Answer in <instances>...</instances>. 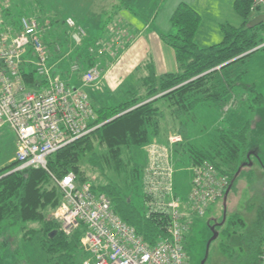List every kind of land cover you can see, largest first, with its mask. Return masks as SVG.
<instances>
[{"label": "trees", "instance_id": "trees-1", "mask_svg": "<svg viewBox=\"0 0 264 264\" xmlns=\"http://www.w3.org/2000/svg\"><path fill=\"white\" fill-rule=\"evenodd\" d=\"M254 1L235 0L234 7L243 24L239 27L223 25V41L206 48L195 42L201 25L200 14L189 4L180 3L170 20L176 32L161 35L175 51L178 72L157 75L153 64L148 62L145 66L147 74L140 78L138 86L128 91L130 98L115 106L95 108V124L101 125L50 155L48 170L29 167L15 171L18 166L16 161L1 170L0 224L6 221V227H19L28 242L42 236L39 246L48 264H76L79 253L86 256L81 244L84 229L80 228L70 236L65 235L61 223L50 213L62 200V191L55 178L74 173L79 181L88 179L83 177L81 169L86 158L106 182L94 183L95 191L110 199L114 211L134 227L148 245H155L159 238L167 235L171 218L162 212L148 213L146 206L140 209L132 201L130 189L143 183V174L133 153L135 148H143L153 141L166 143L168 134H165L164 124L170 121L171 129L183 138L182 142L173 146V155L183 153L188 159L186 164H209L221 174L228 175L232 183L230 193L242 178L246 179L247 192L252 195L243 209L252 213L253 219L247 225L239 213L229 218L230 222L239 218V226L244 228L241 242L235 241L230 245H239L241 251L260 261L264 243L262 185L256 182L255 174L250 171L237 174L249 151L259 144L252 134V127L247 123L240 128L216 129L206 151H199L188 133L189 126L195 122L197 107L209 105L223 109L233 96L244 71L235 69L232 72L231 66L244 63L253 53L264 49V23L248 26L251 10L260 9ZM258 47L256 51L242 56ZM86 61L90 62L88 68L94 66L92 58L88 57ZM229 61L232 62L216 70ZM21 71L26 85L30 87L46 83L36 75L35 70L26 72L22 67ZM156 96L159 97L148 101ZM254 102L261 104L264 97L257 94ZM100 170H107L106 174L112 175L105 176ZM28 224H36L37 228ZM225 232L226 228L223 234ZM221 246L228 251L229 246L222 243Z\"/></svg>", "mask_w": 264, "mask_h": 264}, {"label": "rangeland", "instance_id": "rangeland-1", "mask_svg": "<svg viewBox=\"0 0 264 264\" xmlns=\"http://www.w3.org/2000/svg\"><path fill=\"white\" fill-rule=\"evenodd\" d=\"M124 1H129L128 7ZM226 1L229 0L222 3L223 12L218 15L210 11L209 6L203 11L205 25L195 37V42L201 48L223 41L224 34L220 30V24H223V21L229 23L233 21L228 17L229 3ZM180 2L198 8L197 11L202 9L199 8L201 0H0V19L9 23L14 29L21 17L36 18L41 38L48 48L54 49L61 46V55L64 54L66 64L70 66L75 63L86 64L87 57H90L95 66L107 70L114 66L116 58L122 54V49L132 42L134 33L137 31L135 28L142 27L144 23L149 22V19H153L151 27L163 35L175 33L176 29L173 28L170 20ZM119 6H123V9L119 10V13H114ZM258 8L264 10L262 5ZM69 19L74 21L76 27L68 24ZM101 22L103 26L99 28L93 26V23ZM78 29H82L84 33L81 34ZM76 35L79 36V40L76 39ZM143 55L138 56L137 59L141 61ZM150 61L152 63V60ZM143 64L136 69L133 68L132 74V69L127 67V73L117 75L115 82L110 86L104 84L102 89L97 90L92 85L85 86L86 92L92 93L94 97V101L93 99L91 101L94 107L97 109L105 105L115 106L128 100L130 98L128 91L138 86L139 78L146 74ZM231 67H233L230 69L232 72L235 69L244 71L240 85L234 89L233 96L223 109L209 105L197 107L194 111L195 122L189 126L188 133L192 144L199 151H206L216 129L240 128L249 123L252 134L259 144L249 151L250 154L246 161L240 164L237 174L249 171L254 173L256 182L262 185L264 194V102L261 104L254 102L257 94L264 97V49L253 53L244 63ZM169 122L165 121L164 126L165 134L170 137L177 132L171 129ZM16 144L14 131L7 124L2 125L0 127V171L16 161ZM100 149L102 151V148ZM171 153L168 160L175 170V194L182 199L183 203H186L192 187V170L189 169L190 165L186 164L188 159L183 153L174 155ZM133 154L140 165L141 174L144 175L143 170L148 165L146 145L143 148H135ZM81 169L83 177L88 178L86 180H92L96 184L106 183L101 174H98L99 171L92 168L86 158ZM106 171L101 172L105 176L112 175H107ZM235 187L236 189L230 193L226 201L224 198L220 199L210 207L205 216L193 215L187 218L188 231L185 234L184 243L188 264H260V261L254 260L253 255L249 256L248 253L241 251L239 245H235L236 247L230 245L235 241L241 242L240 236L244 228L239 226V218L231 222L229 218L234 213H239L247 225L253 219V214L243 209L244 203L252 195L250 191L247 192L246 179L242 178ZM143 189V183H139L129 192L132 201L140 209L145 207ZM183 209L186 210L184 205ZM56 211L57 208L50 213V216L57 220ZM28 226L37 228L36 224H28ZM214 231L218 236L211 241ZM24 238L19 227H6V221L1 222L0 264H48L39 246L42 236H37L29 242ZM221 243L226 247L229 246L228 251L224 250ZM84 258L85 256L79 253L76 264H81Z\"/></svg>", "mask_w": 264, "mask_h": 264}, {"label": "built area", "instance_id": "built-area-1", "mask_svg": "<svg viewBox=\"0 0 264 264\" xmlns=\"http://www.w3.org/2000/svg\"><path fill=\"white\" fill-rule=\"evenodd\" d=\"M254 4L264 6V0ZM68 24L76 27L72 19ZM16 27L0 19V127L7 124L16 134L15 171L29 167L48 170L50 155L101 125L95 124L96 109L85 86L97 84L102 69L95 65L88 68L81 75L82 85L73 86L52 73L38 20L24 16ZM27 55H31L28 63L46 82L44 90L30 89L24 82L21 68ZM69 72H81L80 64L71 65ZM182 140L175 134L168 136L166 143L146 145L143 190L147 212H162L171 218L167 235L153 246L114 211L105 194L95 191L92 180L79 181L74 173L54 177L62 191L56 211L62 230L70 235L84 229L81 242L86 256L81 264H188L184 243L187 218L205 216L212 205L225 199L231 180L209 164L192 165V187L183 203L175 194V170L168 160L173 146ZM260 264H264V243Z\"/></svg>", "mask_w": 264, "mask_h": 264}, {"label": "crops", "instance_id": "crops-1", "mask_svg": "<svg viewBox=\"0 0 264 264\" xmlns=\"http://www.w3.org/2000/svg\"><path fill=\"white\" fill-rule=\"evenodd\" d=\"M224 1L225 0H201V5L199 6V8H202V9H200V11H197L198 8L193 7L195 10L197 9L196 11L200 14V17H201V25L199 27V30L203 29V27L205 25L204 18H203V11L206 10L205 8L207 6H209V10L213 11V13L218 15V14L223 12L222 3ZM124 2L126 4V6L128 7L127 4L129 1H124ZM226 2L229 3L228 9H229L230 15L228 17L232 18L233 21L231 23H229L228 21H223V24H220V30H222V26L226 25V24H230L233 26H241L243 24V19L235 10V7H234L235 0H229ZM180 3H182V2H180ZM122 9H123V6H119L114 13H119V10L121 11ZM262 12H264V10H260V9L251 10L250 20L254 19L259 14H262ZM152 23H153V19L151 18V19H149V22H147L146 24L144 23V25L142 27L138 26L137 28H135L137 30L135 33L132 31L134 33V37L132 39V42H129L127 44L126 48L122 49L123 51L121 50L122 51L121 55H118L117 58L115 57L116 61H115L114 66L109 67V69H107V70H104L102 68L101 78L98 80L97 84H95L93 86V88H95L96 90L102 89L104 84L110 86L113 82H115L117 75H120L123 72L125 74L127 73V70H128L127 67H130L132 69V72H131V74H132L134 69H136L139 65L141 66V64H143V62H145L142 65L145 67L148 62H151L150 60H152L153 67H154L157 75H162L165 73H177L178 72L179 65L177 62V58H176V54H175L174 49L171 46H169L161 38V35H163L162 33H160L157 29L151 27ZM94 25L96 28L97 27L99 28L102 25V22L99 24L93 23V26ZM134 25H137V24H134ZM15 28L18 29V27H15ZM150 29L152 31H150ZM222 33H223V30H222ZM48 49H49V53H50L49 66L51 67L52 73L55 75L60 74L62 78L66 79L73 86L80 87L82 85L81 75L84 71H86L88 69L90 62H87L86 64H82V65L80 64L81 72L76 73V74H71L69 72L70 67H71L70 64L69 65L66 64L64 62V54L61 55L62 54L61 46L59 45L54 49H52L50 47ZM142 54H144V55H143L141 61H139V59H137V57L141 56ZM30 59H31V55L25 56L24 64L22 65L23 69L26 72H28L30 70H35L34 65H32V63H28V61ZM91 63H94V61H91ZM94 65H95V63H94ZM108 70L110 71L109 73H108ZM35 73H36V70H35ZM146 74H147V72H146ZM36 75L38 77H40L37 73H36ZM26 86L30 89H37V90H39V89L44 90L46 87V85L44 83L42 85H37L36 87H30L28 85H26ZM90 94H89V96L94 101V97H92V93H90ZM191 166L192 165H190L189 169H191ZM227 177L230 179V177L228 175H227ZM231 186H232V183H231ZM229 193H230V191H229ZM229 193H228V195H229Z\"/></svg>", "mask_w": 264, "mask_h": 264}, {"label": "water", "instance_id": "water-1", "mask_svg": "<svg viewBox=\"0 0 264 264\" xmlns=\"http://www.w3.org/2000/svg\"><path fill=\"white\" fill-rule=\"evenodd\" d=\"M261 23H264V13L259 14L257 17H255L254 19H252L251 21H249L248 26H249V27H255V26L260 25ZM260 47H262V46H260ZM260 47H258V48H256V49H253L252 51H250V52H248V53H246V54H243L242 56H245V55H247V54H249V53H251V52H254V51H256L257 49H259ZM242 56H240V57H242ZM240 57H238V58H240ZM238 58H236V59H238ZM236 59H234V60H236ZM234 60H232V61H234ZM232 61H230V62H228V63H231ZM226 64H227V63H226ZM226 64H223V65L217 67V69L220 68V67H222V66H224V65H226ZM160 96H161V95H160ZM158 97H159V96H156V97H154V98H152V99H150V100H148V101L154 100V99H156V98H158ZM229 191H230V188H229V189L227 190V192H226L225 201H226V199H227V196H228ZM212 230H214V228H212ZM217 236H218V234L214 231V235H213L211 241H212V240H215V239L217 238Z\"/></svg>", "mask_w": 264, "mask_h": 264}]
</instances>
